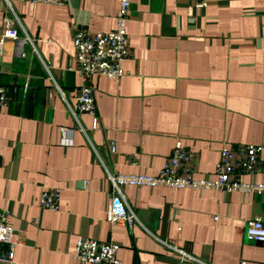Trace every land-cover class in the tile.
I'll list each match as a JSON object with an SVG mask.
<instances>
[{
	"label": "crops",
	"instance_id": "0c3cea01",
	"mask_svg": "<svg viewBox=\"0 0 264 264\" xmlns=\"http://www.w3.org/2000/svg\"><path fill=\"white\" fill-rule=\"evenodd\" d=\"M129 2L116 81L75 71L72 34L113 29L119 0H0L9 96L0 106V208L21 233L10 264H91L72 257L78 237L119 244L121 264H264V241L245 236L249 219L264 222V192L125 185L136 220H106L116 194L109 174L156 175L177 139L202 178H214L223 146L260 145L262 170L244 178L264 179V0ZM84 84L96 121L70 109ZM61 126L73 129L71 143ZM45 187L60 190L57 211L40 206Z\"/></svg>",
	"mask_w": 264,
	"mask_h": 264
},
{
	"label": "built area",
	"instance_id": "2783aa9c",
	"mask_svg": "<svg viewBox=\"0 0 264 264\" xmlns=\"http://www.w3.org/2000/svg\"><path fill=\"white\" fill-rule=\"evenodd\" d=\"M10 3L12 0H5ZM30 3H48L64 5L67 0H19ZM195 7H205L208 0H190ZM130 7L129 0H119L115 14V27L109 31H86L75 28L72 42L75 49V71L82 77L103 75L118 80L125 74L123 62L128 54V37L126 19ZM9 39H16L13 30H7ZM6 89L0 85V106L8 103ZM73 113L84 112L92 115L96 121V104L91 86L80 87L75 104L70 107ZM61 142L71 143L73 129L59 127ZM111 152L115 151L114 142H109ZM260 145L241 143L233 147L223 146L219 159L214 167V178L195 176V159L191 152L185 149L179 139L175 141L172 153L165 159L156 175L109 174V179L116 194L109 198L106 210V220L110 223H120L130 226L136 217L127 208L120 189L122 186L135 187L167 186L170 188H193L200 190H217L224 192L237 191L244 194H261L264 192V179L259 182L247 180L246 175L259 173ZM60 190L55 187H45L39 196L42 208L57 211L59 209ZM10 212L0 208V264H10L14 257V249L20 244V231L7 222ZM245 236L248 240L264 241V222L259 217L249 219L245 225ZM6 244L8 249L2 254L1 247ZM119 244L107 241H97L88 237H78L75 242L72 257L91 264H121L117 257ZM187 255L184 251L179 250ZM190 257V256H189ZM192 258V257H191Z\"/></svg>",
	"mask_w": 264,
	"mask_h": 264
}]
</instances>
